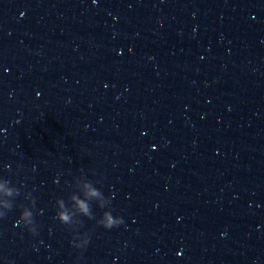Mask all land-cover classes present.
<instances>
[{"label": "water", "instance_id": "obj_1", "mask_svg": "<svg viewBox=\"0 0 264 264\" xmlns=\"http://www.w3.org/2000/svg\"><path fill=\"white\" fill-rule=\"evenodd\" d=\"M111 3L0 0V264H82L71 241L82 244L80 202Z\"/></svg>", "mask_w": 264, "mask_h": 264}, {"label": "clouds", "instance_id": "obj_2", "mask_svg": "<svg viewBox=\"0 0 264 264\" xmlns=\"http://www.w3.org/2000/svg\"><path fill=\"white\" fill-rule=\"evenodd\" d=\"M0 187H2V186H0ZM6 194L11 195V191L10 190L7 191ZM95 194H96L95 192H92V195H95ZM80 208H81L82 211H84L87 214V212H88L87 206L85 204H83L82 202H80ZM9 210H11V208H9ZM5 215H6V213L3 214V215H0V218L4 217ZM20 216L23 217V218H26V217L30 216V213L25 211V212L20 213ZM60 218L64 222H67L68 219H69L67 215H63ZM121 223H122V221H121ZM116 226H118V225L113 222L111 216L107 217V221L103 225V227L106 228V229H110V228H113V227H116ZM29 232L31 233V230H29ZM33 234H35V233H33ZM71 243H72V246L74 248L79 247L80 249H84L88 245L89 239H86L85 241H83L82 244L79 245V246H77L73 240L71 241Z\"/></svg>", "mask_w": 264, "mask_h": 264}]
</instances>
